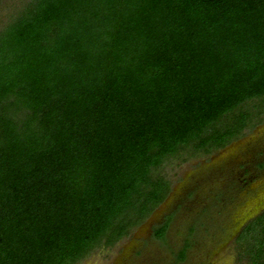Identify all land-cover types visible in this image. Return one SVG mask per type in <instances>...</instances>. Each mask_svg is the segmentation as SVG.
<instances>
[{
    "label": "trees",
    "instance_id": "obj_1",
    "mask_svg": "<svg viewBox=\"0 0 264 264\" xmlns=\"http://www.w3.org/2000/svg\"><path fill=\"white\" fill-rule=\"evenodd\" d=\"M262 119L264 0H29L0 29V264L114 246L166 199V161ZM237 241L264 264V212Z\"/></svg>",
    "mask_w": 264,
    "mask_h": 264
},
{
    "label": "rangeland",
    "instance_id": "obj_2",
    "mask_svg": "<svg viewBox=\"0 0 264 264\" xmlns=\"http://www.w3.org/2000/svg\"><path fill=\"white\" fill-rule=\"evenodd\" d=\"M28 1L0 0V29ZM242 137L205 156L166 161L159 170L170 184L166 199L127 237L77 264H249L237 238L264 212V119ZM169 218L157 240L154 229Z\"/></svg>",
    "mask_w": 264,
    "mask_h": 264
},
{
    "label": "flooded vegetation",
    "instance_id": "obj_3",
    "mask_svg": "<svg viewBox=\"0 0 264 264\" xmlns=\"http://www.w3.org/2000/svg\"><path fill=\"white\" fill-rule=\"evenodd\" d=\"M245 137V136H244ZM244 137H242V138H244ZM239 139H241V138H239ZM237 141V140H236ZM227 147V146H226ZM225 148V147H224ZM241 169V168H240Z\"/></svg>",
    "mask_w": 264,
    "mask_h": 264
}]
</instances>
